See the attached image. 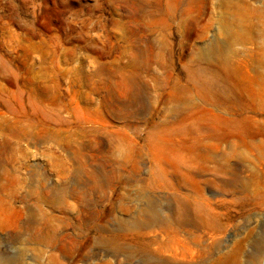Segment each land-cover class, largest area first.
I'll list each match as a JSON object with an SVG mask.
<instances>
[{
	"label": "rangeland",
	"instance_id": "1",
	"mask_svg": "<svg viewBox=\"0 0 264 264\" xmlns=\"http://www.w3.org/2000/svg\"><path fill=\"white\" fill-rule=\"evenodd\" d=\"M0 196L11 264H264V0H0Z\"/></svg>",
	"mask_w": 264,
	"mask_h": 264
},
{
	"label": "bare ground",
	"instance_id": "2",
	"mask_svg": "<svg viewBox=\"0 0 264 264\" xmlns=\"http://www.w3.org/2000/svg\"><path fill=\"white\" fill-rule=\"evenodd\" d=\"M225 19V18H224ZM183 23V22H182ZM228 26V25H227ZM251 31V30H250ZM207 48V47H206ZM206 49L205 48H201L199 49L198 51V56L201 57V58H205V56L207 55L206 54ZM210 52V51H209ZM197 70V69H196ZM92 175L94 176L93 179H97V176H99V173L97 171H93ZM116 175V174H115ZM98 182L95 181L93 186L96 187L98 186ZM1 197V196H0ZM5 198V197H4ZM147 209H148V213H149V216L148 217H143V219H137V218H133L131 219L130 221H128L126 223V225L124 227L128 228L130 231L131 230H134V229H137L139 227H145L147 225H150V222H154V221H157L160 217H159V202L155 199H152V198H148V197H145V201H144ZM195 213V212H194ZM190 208L188 207H185V206H182V203L180 202L179 203V209L175 212V211H172V215L175 216V219L176 221H178L179 223H195L197 222L198 218L197 216L198 215H193L194 214ZM172 217V216H170ZM199 217V216H198ZM164 219V218H163ZM160 220V219H159ZM169 220V219H168ZM177 222V223H178ZM201 222L203 223V221L201 220ZM200 222V223H201ZM149 223V224H148ZM166 223V222H165ZM184 224V225H185ZM182 225V224H181ZM120 227L123 225H119ZM190 226V224H189ZM193 226V225H191ZM197 227V226H196ZM100 244L102 245H105L107 246L108 248L114 250V251H119L121 249V247L116 243V240L114 238H110V239H104V240H101L99 242ZM220 246V245H218ZM216 247V246H215ZM219 252V251H218ZM217 252V253H218ZM62 254V252H61ZM217 255V254H216ZM226 258V257H225ZM221 259V258H220ZM225 260V259H224ZM145 261L147 264H160L158 263L154 258L152 257H146L145 258ZM227 261H228V257H227ZM13 262L12 258H10V256H6V257H3V256H0V264H11ZM218 262V261H217ZM224 263V262H223ZM226 264V262H225Z\"/></svg>",
	"mask_w": 264,
	"mask_h": 264
}]
</instances>
